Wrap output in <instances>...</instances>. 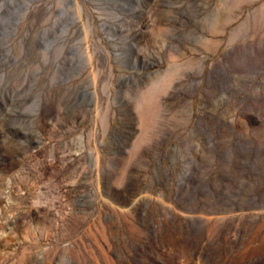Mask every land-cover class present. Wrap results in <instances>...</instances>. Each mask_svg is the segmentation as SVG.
Returning <instances> with one entry per match:
<instances>
[{
  "label": "rangeland",
  "instance_id": "obj_1",
  "mask_svg": "<svg viewBox=\"0 0 264 264\" xmlns=\"http://www.w3.org/2000/svg\"><path fill=\"white\" fill-rule=\"evenodd\" d=\"M0 264H264V0H0Z\"/></svg>",
  "mask_w": 264,
  "mask_h": 264
}]
</instances>
